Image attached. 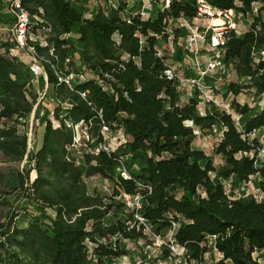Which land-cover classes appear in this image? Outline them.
I'll list each match as a JSON object with an SVG mask.
<instances>
[{
	"label": "trees",
	"instance_id": "1",
	"mask_svg": "<svg viewBox=\"0 0 264 264\" xmlns=\"http://www.w3.org/2000/svg\"><path fill=\"white\" fill-rule=\"evenodd\" d=\"M198 1L173 0L169 9L159 6L155 18L131 15L128 22L122 16L125 0H119L116 10L99 9L92 18L67 0H23L35 23L34 37L43 29L52 30L48 48L35 44L53 99L66 109L58 105L55 110L58 128L48 114L41 118V143L27 153L26 129L37 100L29 95L33 78L26 63L10 56L15 43L0 36V153L21 167L17 206L0 197V264H113L128 256L121 241L139 242L147 235L130 211L106 224L114 208H125L113 202L120 191L139 194L140 215L152 232L161 236L173 230L176 243L192 260L204 262L207 240L214 239L213 248L221 256L214 264H264L255 257L264 255V199L235 198L224 185L230 179L242 185L259 173L254 160L261 139L251 134L264 131V108L253 114L250 105H241L236 98L264 96V0H203L251 21L243 34L229 35L224 56L236 74L226 92L235 97L241 128L217 110L200 116L198 101L183 102L176 81L165 74L170 62L183 57L177 46L179 30H174L172 40L175 56L162 51L170 39L166 21L196 18ZM3 10L6 7L0 3V21H7ZM36 17L42 23H36ZM77 59L98 80L76 83L70 90L58 83L55 71L65 72L67 66L77 69ZM79 92H86L87 99H81ZM70 124L86 129L89 140L68 150L75 138ZM103 126L122 131L126 142L110 154H95ZM215 128L223 135L214 150L223 162L220 168L193 145L195 129L213 132ZM122 162L125 168L129 165L131 179L117 173ZM134 166L138 171L131 170ZM92 178L113 184V197L89 195L86 183ZM255 185L264 193L263 182ZM4 206L9 208L6 216ZM168 256V250L162 249L160 257Z\"/></svg>",
	"mask_w": 264,
	"mask_h": 264
},
{
	"label": "built area",
	"instance_id": "2",
	"mask_svg": "<svg viewBox=\"0 0 264 264\" xmlns=\"http://www.w3.org/2000/svg\"><path fill=\"white\" fill-rule=\"evenodd\" d=\"M1 1V0H0ZM76 7H82L84 15L87 18H92L99 9H114L119 7V0H67ZM133 2L132 6L130 5ZM173 0H125L126 9L122 16L128 20L131 15H139L142 19H147L151 16L150 7L152 5L163 6L164 9H169ZM6 10L1 11L2 15L6 17L7 21H0V36L3 37L4 31H8L7 37L15 43V48L10 50V56L21 60L29 67L30 74L32 75V87L34 80H41V85L38 90L36 103L34 104L31 117L27 124V153L36 150L38 144L34 137L33 123L35 116H51V121L54 128L59 127V123L55 121L53 116H56L55 110L58 105L66 109V105L54 101L52 96V86L49 84L48 75L46 73L43 60L40 58L36 44L42 48L49 47V40L52 36L50 28L43 29L39 32L38 38L32 34L34 22L29 12L23 6V0H6ZM2 4V3H1ZM4 5V4H3ZM245 19L243 15L238 14L234 10L222 11L207 5L203 0L198 1L197 17L190 20L181 17L175 21L167 20V33L170 34L168 43V55L173 58L176 54L173 40L174 30L181 32V37L177 42L178 48L182 51L183 57L180 61L170 62L168 70L165 72L170 80L176 81L177 91L180 94L182 101L189 99H196L197 112L200 116L207 115L210 110H217L228 115L236 125L241 128L242 117L238 114L234 107L233 102L235 97L223 90V85L228 84V80L224 76L229 71L235 72L228 67L224 62L226 52V45L228 37L231 33L241 35L244 32L240 31V20ZM36 23H42L38 17L35 18ZM220 21L219 24L216 21ZM248 20V19H245ZM8 22V27H5ZM250 25V24H249ZM249 27V26H248ZM248 29V28H247ZM43 32V34L41 33ZM70 38L71 35L63 36ZM50 54H54V50L50 48ZM264 57V51L261 53ZM70 60L66 61L69 64ZM77 69L66 67L65 72L55 71V75L60 85H64L70 90H73L76 83L88 81L96 78V76L88 70V68L76 60ZM236 77V76H235ZM98 80V78H96ZM254 91L251 92L253 94ZM79 97L83 100L87 99L86 92H79ZM245 96L241 94L236 100L241 104H248L241 102L240 97ZM250 100L255 101L251 95ZM249 105V104H248ZM59 116H64L63 112ZM192 126V125H190ZM74 128L75 138L73 145L68 149H77L82 146L83 139L89 140V135L86 129L81 128V125L72 126ZM193 127V126H192ZM199 129H195L194 134L196 137L200 134ZM260 130H256L251 134V137H259ZM207 134L211 132H206ZM102 143L99 148L95 150V154L100 151L108 154L117 150L122 144L126 142V136L122 131L113 132L111 128L103 126L101 130ZM223 135L222 131L217 135V144L221 141ZM262 147L255 155L254 166L259 169V173L249 179L248 182L243 184L247 197L253 198L256 201L264 199V193L261 189L257 188L255 182L258 180L264 184V142L261 140ZM117 169V173L125 180L131 179L126 171L125 165ZM227 182L224 183L226 185ZM118 198L125 205L128 211L134 213L135 219L144 225L145 233L152 239V252L146 258L133 261V264H150L151 260L156 264H205L192 260L188 255L185 248L178 246L174 239V231H169L168 238L164 239L161 236L152 232L151 228L145 223L141 217V196L139 194L130 195L124 191H120ZM140 245L141 241L136 242ZM207 244L214 246V239H208ZM167 249L169 256L166 259L160 257L161 250ZM219 259L221 256L218 254ZM126 261V260H125ZM132 262V261H130ZM121 262L120 264H130Z\"/></svg>",
	"mask_w": 264,
	"mask_h": 264
},
{
	"label": "rangeland",
	"instance_id": "3",
	"mask_svg": "<svg viewBox=\"0 0 264 264\" xmlns=\"http://www.w3.org/2000/svg\"><path fill=\"white\" fill-rule=\"evenodd\" d=\"M5 2L6 0L0 1V3L6 5ZM132 4L133 2L131 1L130 5L132 6ZM159 6L160 5H152L150 7L151 17L153 18L156 17L157 9H159ZM250 23H251L250 19L248 20L241 19L240 20V31L244 32ZM5 25H6L5 27H8L7 24ZM4 34L5 35H3V39H7L8 31L7 30L4 31ZM169 50H168V46H165L162 49V51H165L166 54H168ZM259 58H260V55L256 57L257 60ZM225 78L228 81L236 79L232 71H229L227 75L224 76V79ZM40 85H41V80L35 79L34 84H33L34 86L33 90L29 93V95L32 98L34 97L35 99L37 98ZM225 89H226V84L223 85V90ZM244 95L245 96L240 97L239 100L241 102H247L250 105L253 114L260 112V110L263 107L262 98H258L257 100L252 102L250 100V96L246 94ZM183 101H185V98H183ZM33 129H34L35 140L37 144H40L42 140V135H43V125L41 122V116H35L34 123H33ZM219 132L220 131L216 128L213 130V132L209 134H207L206 132H200V134L196 137L193 143L194 148L204 151L208 156H210L213 159L214 164L217 168H220L221 165L223 164L221 158L214 154V150L217 144L216 139H217V135L219 134ZM259 138L263 140L264 142V133L262 131L259 132ZM0 160L1 162L4 161L3 163L5 164V165L4 164L2 165L3 168L5 169V174H4L2 183L0 184V197L5 196L4 198H7L8 200H10L11 204H14V206H17L14 199L16 198L17 193L20 192L16 190V187L18 186L17 172L19 171V169L21 170V167L17 161L6 159L2 156L1 153H0ZM129 168H130L129 165L126 166L127 172ZM23 170L24 171L28 170L27 165H25ZM131 170L138 171L136 166L132 167ZM34 176L35 174L32 173V177ZM86 186H87V192L89 195H93L96 193L102 196H106V198H111L114 195L113 184L109 183L108 181L102 180L101 178H92L88 180L86 183ZM225 189H226V192L230 196H233L235 198H247V194L243 187V184L241 185L235 179H230L225 185ZM105 202L107 204H111L110 200H105ZM113 202H115L116 205L122 204L121 200L118 197L115 198ZM24 203L25 202L22 201L19 206H22ZM8 210L9 208L4 206V209L2 210L3 216H6ZM127 212H128V209H126V207L123 208L122 210H118L117 208H114L108 215L106 219V224L113 223L116 220V218H120L122 215H126ZM17 222L18 224H21V220ZM168 236H169V230H165L161 233V237L164 239L168 238ZM121 243H122V246L126 247V249L129 252V255L121 259L114 260L113 264H120L121 262H127V260H129V262L132 261L130 262V264H133L134 263L133 261L135 262H137L138 260L143 261L146 258V256H148L152 252V239L150 241L149 237H147L145 240H141L140 245L136 244L135 241L125 242L122 240ZM259 254H256L255 257H258L260 261L264 262V255H259ZM218 258L219 257L217 255V252L214 250L213 246H209V251L207 255L205 256V260H204L205 264H214L218 260ZM150 264H156V263L151 260Z\"/></svg>",
	"mask_w": 264,
	"mask_h": 264
},
{
	"label": "crops",
	"instance_id": "4",
	"mask_svg": "<svg viewBox=\"0 0 264 264\" xmlns=\"http://www.w3.org/2000/svg\"><path fill=\"white\" fill-rule=\"evenodd\" d=\"M249 26V25H248ZM248 28V27H247ZM247 28H246V30H247ZM245 30V31H246ZM262 100H263V107L262 108H264V96L262 97ZM183 102H186V101H183ZM262 131V130H261ZM263 133H264V131H262ZM218 255V254H217ZM219 259V258H218Z\"/></svg>",
	"mask_w": 264,
	"mask_h": 264
},
{
	"label": "bare ground",
	"instance_id": "5",
	"mask_svg": "<svg viewBox=\"0 0 264 264\" xmlns=\"http://www.w3.org/2000/svg\"><path fill=\"white\" fill-rule=\"evenodd\" d=\"M216 23H217V24H219V23H220V21L218 20V21H216Z\"/></svg>",
	"mask_w": 264,
	"mask_h": 264
}]
</instances>
